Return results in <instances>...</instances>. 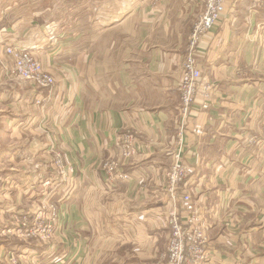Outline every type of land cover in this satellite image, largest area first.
<instances>
[{
    "label": "crops",
    "instance_id": "1",
    "mask_svg": "<svg viewBox=\"0 0 264 264\" xmlns=\"http://www.w3.org/2000/svg\"><path fill=\"white\" fill-rule=\"evenodd\" d=\"M12 2L0 0V16H11L0 20V48L31 49L55 85L6 77L1 67L11 58L0 53V194L10 187L13 197L4 208L16 213L34 205L31 197L42 180L54 177L44 154L56 143L71 169V191L55 198L56 236L67 237L53 244L56 252L66 247L70 259L47 264H115L104 259L118 250L132 258L125 264H159L174 207L165 187L180 129L181 64L201 0H120L114 6L90 0L82 27L39 18L34 0ZM108 12L120 15L107 22ZM125 25L129 47L124 44L123 51V38L108 33ZM195 59L202 82L215 89L211 106H195L185 121L182 152L189 175L178 193L190 190L206 212L213 253L206 264H264V0H225ZM44 97V105L36 103ZM28 123V132L15 129ZM125 132L141 149L122 163L129 179L109 185L102 162L118 158ZM4 215L6 210L0 232ZM3 249L0 243V264H9Z\"/></svg>",
    "mask_w": 264,
    "mask_h": 264
},
{
    "label": "built area",
    "instance_id": "2",
    "mask_svg": "<svg viewBox=\"0 0 264 264\" xmlns=\"http://www.w3.org/2000/svg\"><path fill=\"white\" fill-rule=\"evenodd\" d=\"M225 0H201V12L192 24L188 38V51L181 64V78L179 83V114L180 129L177 141L172 151V163L166 173V192L173 202L166 224L169 229L167 252L169 264H206L213 259V253L208 247L210 236L206 232V212L198 205L190 190L178 193L185 188L189 171L183 163L184 125L185 121L199 110H206L211 106V94L215 89L213 82H202V72L198 67L195 52L202 37L216 26L223 10ZM0 52L11 58V63L3 65L8 78H21L33 86L51 88L55 85L54 77L45 70L40 60L34 56L31 49L19 45L3 44ZM4 71V70H3ZM5 73V72H4ZM198 100V103L196 101ZM47 98L36 100L44 105ZM251 143L257 139L251 137ZM53 149V161L49 171L54 173L51 179L42 180L41 197L33 209V205L25 212L16 213V228L25 236L45 237L57 231V222L60 219V210L55 198L63 199L71 191V169L63 164L61 153ZM118 158H107L102 163L104 178L107 184H115L129 179L122 163L132 159L139 153L141 146L130 132L122 133L118 142ZM67 188L65 190V185ZM64 189V190H63ZM176 204V206H175ZM180 205V206H179ZM38 218V226L30 227L32 218ZM46 247L49 248L48 244Z\"/></svg>",
    "mask_w": 264,
    "mask_h": 264
},
{
    "label": "rangeland",
    "instance_id": "3",
    "mask_svg": "<svg viewBox=\"0 0 264 264\" xmlns=\"http://www.w3.org/2000/svg\"><path fill=\"white\" fill-rule=\"evenodd\" d=\"M4 3H8L10 5H13L14 0H3ZM21 2L15 0L16 4H24L26 3V1H30V0H20ZM93 1V0H91ZM98 4H112L117 5L120 4V0L115 1V0H96ZM90 2V0H34V5L37 7H34V11L38 12L39 18H43V16H51V17H56L60 19V23L64 24L65 23H69L70 25H72V21L76 22V25H78L79 27L82 26H87V16H88V11L84 8V6L88 5ZM78 5L76 8L74 9L73 5ZM15 6V5H14ZM23 12V11H22ZM28 13V11H27ZM23 14L25 15V12H23ZM99 14V13H98ZM101 15H104L103 13H100ZM120 15V13H114V12H108L106 13V17H108L109 19L107 20L110 21V19L114 18V17H118ZM7 15L4 16L3 18L0 16V20L2 19V21H5L6 23L10 21L11 16H9V18L7 19ZM132 20V19H130ZM128 26L125 25V27H118L116 29H114L113 31H110L108 34H111V37L113 39V37H117L120 36L123 38V34L127 33V29ZM129 29V28H128ZM82 31H84L83 33L88 32V30L85 29H81ZM81 31V32H82ZM67 32L72 33V30L69 29ZM123 51H124V44L128 43L126 42V40L123 38ZM13 45H17V44H13ZM22 47V46H21ZM81 47L83 48V44H81ZM129 47V45H128ZM24 48V47H23ZM103 49V46L101 45V48ZM99 51V50H98ZM2 53V52H0ZM35 56V55H34ZM8 63H11V61L9 60ZM3 66V65H2ZM2 70H4L5 74L6 71L8 69H5L4 67H1ZM15 81H17L18 83H28V81L21 79V78H15ZM36 104V103H35ZM33 103V105H35ZM35 107V106H34ZM38 107V106H37ZM38 118H40L38 116ZM30 124L28 123L27 125H17L15 127V129H21V130H30L29 129ZM38 126H39V121H38ZM14 130L15 133H17L18 131ZM28 132V131H27ZM54 148L55 150L59 151L62 155V159H63V164L67 167H69V164L66 163L64 155L62 150L57 146L56 143H54ZM50 150H48L46 153V148L44 149V155L47 156V158L45 159L48 162V168H50V166H52L53 164H55V162L53 161V149L49 147ZM44 159V158H43ZM49 159V160H48ZM104 162V161H103ZM102 162V163H103ZM1 182V181H0ZM5 186H7L5 184ZM12 188L10 187H6L5 192L0 194V215L1 213L4 214L5 210L8 213V215H4V228L1 230L0 232V243L3 244L4 249L2 250V253L4 252V259L9 263V264H47L48 262L51 261H57V260H64L69 262L68 259H66V247H64L61 250H58V252H56V245L57 244H53L55 242V240H60L63 237H67V233L65 234L64 232H62V234H59L58 236H56V231L53 230V233L51 235L45 236V237H40V236H25L23 233L19 232L16 228V218L15 216H11L14 215L16 213H22L25 211H21V212H9V209L6 207L4 208L3 203L5 201H9L12 200V193L10 192ZM19 191V190H18ZM41 197V193L39 190V194L36 195L34 193L33 197H31L32 203L33 205V209L36 207V205L38 204V200ZM23 207V206H22ZM1 220V219H0ZM167 221V220H166ZM39 223V219L38 218H32L30 221V227H37ZM204 225L206 226V232L210 233L211 228L208 226L207 220L205 221ZM61 228V227H60ZM65 234V235H64ZM209 235V236H210ZM211 237V236H210ZM64 240L66 241V239L64 238ZM7 243L9 245H11L12 247L18 249L19 251H16V249H14V251H10L7 248ZM45 244H48L49 247L54 246L53 251H50L49 248H47ZM27 245V249L22 248L21 246H25ZM42 246V248H41ZM167 246H168V241L167 244L165 245L166 247V251L162 254L158 255V259L159 260V264H169L170 262V258H169V252H167ZM126 251H122V253L118 250L113 258H105L104 261L107 260H111L112 262H114L115 264H125L127 259H132L130 256H128L127 254H125ZM2 257V258H3ZM108 263V262H106Z\"/></svg>",
    "mask_w": 264,
    "mask_h": 264
}]
</instances>
